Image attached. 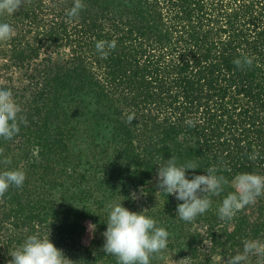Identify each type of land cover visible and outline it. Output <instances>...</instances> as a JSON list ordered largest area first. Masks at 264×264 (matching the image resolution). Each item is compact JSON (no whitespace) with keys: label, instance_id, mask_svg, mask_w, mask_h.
<instances>
[{"label":"trees","instance_id":"1","mask_svg":"<svg viewBox=\"0 0 264 264\" xmlns=\"http://www.w3.org/2000/svg\"><path fill=\"white\" fill-rule=\"evenodd\" d=\"M84 3L75 19L66 16L73 0H30L0 16L15 30L0 42V87L12 89L28 122L0 139L11 160L0 171L26 173L0 198V264L37 233L75 264H117L102 250L113 202L147 209L170 233L151 264H224L244 240L264 243V196L223 221L218 207L234 191L226 187L185 222L183 201L157 188L172 156L199 165L189 179L213 166L229 181L264 175V0ZM99 40L117 42L107 58ZM242 55L255 58L252 67L233 63Z\"/></svg>","mask_w":264,"mask_h":264},{"label":"clouds","instance_id":"2","mask_svg":"<svg viewBox=\"0 0 264 264\" xmlns=\"http://www.w3.org/2000/svg\"><path fill=\"white\" fill-rule=\"evenodd\" d=\"M30 0H0V16H12L18 13ZM86 7L84 0H73V6L66 12L69 19L78 18ZM15 35L14 28L7 22H0V42H7ZM116 40L96 42V51L102 58H107L115 50ZM254 57L242 55L233 63L238 68L252 67ZM134 115L127 117L132 123ZM22 106L15 100L11 88L0 87V139L12 140L27 125ZM189 126L195 127L193 120H188ZM259 153L253 151L249 159H257ZM2 164H10V158L4 156L0 148ZM199 165L194 161L179 164L172 156L158 168L159 191L174 195L178 201V218L192 222L198 216L212 208V197L220 196L226 187L234 188L229 192L218 207V216L223 221H231L238 212L254 204L259 197L264 196V175L258 173H241L229 181L224 175H218V168L213 166L206 169V175H194L189 179L187 172L196 170ZM26 173L20 169L0 171V198L12 187L22 188ZM133 199L136 194L133 193ZM107 229L103 233L105 243L103 252L116 257L117 264H151L167 248L170 233L166 228L158 226L155 219L143 212L130 211L123 203H109ZM94 230L95 225H90ZM9 255L12 257L8 264H75L63 250L59 249L50 239V235H29L24 242ZM251 256L259 257L257 264H264V243L259 240L246 239L243 241V251L227 258L224 264H247Z\"/></svg>","mask_w":264,"mask_h":264},{"label":"rangeland","instance_id":"3","mask_svg":"<svg viewBox=\"0 0 264 264\" xmlns=\"http://www.w3.org/2000/svg\"><path fill=\"white\" fill-rule=\"evenodd\" d=\"M92 234V229L90 228V224H88V231H87V239H89L91 237Z\"/></svg>","mask_w":264,"mask_h":264}]
</instances>
